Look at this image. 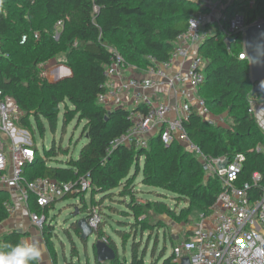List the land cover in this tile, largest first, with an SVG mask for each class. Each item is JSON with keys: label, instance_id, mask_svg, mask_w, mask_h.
<instances>
[{"label": "trees", "instance_id": "obj_1", "mask_svg": "<svg viewBox=\"0 0 264 264\" xmlns=\"http://www.w3.org/2000/svg\"><path fill=\"white\" fill-rule=\"evenodd\" d=\"M200 1L0 0V42L3 52L8 55L0 56V90L16 99L23 113L21 123L28 125L27 120L33 119L44 134L43 120L49 123L50 129L55 133L61 113L63 129H66L68 120L74 119L76 115L81 123L86 122L83 134L87 142L81 148L78 158L58 159L70 152L63 147L57 150L53 145L47 153L48 156L57 158V162L49 164L39 157L40 151L33 147L36 157L27 164L24 174L28 180L50 178L59 182H76L87 179L91 183V203L97 206L94 209L98 210V215L102 218L97 232L99 236L104 235V219L98 205L106 200L113 202L117 189L121 188V197H130L132 200L125 207L128 210L121 212L127 217L131 216L132 221H118L120 229L116 233L124 237L132 232L134 240L135 235L142 236L145 231L152 230L155 226L153 223L160 222V215L174 221H188L189 216L194 214H210L222 190L220 180L213 175L206 178L205 164L179 141L165 147L161 131L148 140L147 149L138 148L134 143L131 147L121 145L109 153L108 149L113 142L132 128L131 111L125 108L107 110L98 101L107 82L105 69L114 54L110 48L117 49L129 66L137 68L147 69L151 64L148 59L150 56L155 57L158 63L168 61L177 36L188 28L190 19L211 11L206 2L205 9L200 10ZM252 1L255 4L251 8ZM232 2L225 5V9L219 7L226 18L224 21L221 17V23L225 27L237 13L245 14L248 25L264 19V0ZM12 4L21 7V11L19 15L11 14L9 17L5 14V9L11 11ZM40 13L53 20L66 22L68 26L61 38L56 39L53 31L39 19ZM76 13L81 19L78 23H73L71 17ZM207 30L211 34L200 48V55L206 62L207 78L198 95L205 100L209 116H212L215 105L219 114L229 113L230 118L227 120L231 119V123L216 126L203 117L198 108L192 106L184 127L191 141L206 158H226L231 161L237 155H244L245 162L238 184H252V199L258 198L261 190L253 186V174L262 175L264 186V153L258 151V148H264V134L249 111L255 88L250 63L248 60H239L242 53L241 37L229 44L219 32L216 21L210 23ZM35 33L39 34L38 41L33 37ZM23 35L29 36L25 45L20 43ZM54 59L66 63L72 76L56 83H50L42 77L40 65ZM51 76L53 79L58 76L64 78L69 76V71L62 68L59 72H52ZM260 98L261 95L255 97ZM140 110L146 112L147 109L142 106L137 109ZM142 158L145 159L143 184L185 197L189 203L182 210L185 215L172 211L165 203V195L160 193L156 195L154 202L135 201L136 191H131L134 187L131 170L136 166L135 172H140L139 163ZM81 194L80 204L86 193ZM3 195L7 196L8 192L0 190V225L10 217L9 209L4 203L7 197L3 201ZM97 196L100 198L97 199ZM71 198H77V195L69 193L59 199V202ZM30 204L39 211L34 197ZM48 209L47 215L50 211ZM90 212L92 216L93 210ZM70 228V231L81 235L77 221L71 223ZM123 228L128 229L124 231ZM48 229L47 227L46 232ZM190 235L191 231H188L187 239ZM27 237L26 232L11 230L1 238L0 249L6 244L25 241ZM46 242L50 248L48 237ZM109 244L117 251L115 243ZM138 245L137 242L132 244L128 264H148L145 261L146 253L140 255ZM174 253L169 257L163 254L162 264H179ZM53 260L55 261L54 257ZM117 261L118 257L115 263Z\"/></svg>", "mask_w": 264, "mask_h": 264}, {"label": "built area", "instance_id": "obj_2", "mask_svg": "<svg viewBox=\"0 0 264 264\" xmlns=\"http://www.w3.org/2000/svg\"><path fill=\"white\" fill-rule=\"evenodd\" d=\"M221 2L222 0H210L206 3L211 7L210 12L195 15L190 19L188 28L177 36L168 61L158 63L155 57L148 58L151 62L145 71L148 77L136 79L125 76L130 66L120 53L113 52L110 64L104 72L107 79L105 91L99 95L98 101L107 110L125 108L131 111L132 128L113 142L108 149L109 153L116 147H131L134 143L138 148L147 149L148 140L161 131L165 147H169L176 140L179 141L201 160L206 168L212 167V175L221 182L222 190L211 213L199 216L190 237L183 243L182 250L175 251L177 262L189 257L191 264H264L262 175L253 174V186L261 190V194L252 199V184H238L245 156L237 155L231 161L226 158H206L200 148L191 141L184 127L192 106L198 108L200 114L210 120L206 102L198 95L207 78L206 62L200 55L201 46L211 34L207 26L216 21L219 32L226 37L229 44L241 37L243 52L239 55V60L249 61L244 49V38L250 25L246 22L245 14L237 13L229 19L225 27V24L221 23V17L224 21L226 19L219 10ZM254 4L253 1L250 2V7ZM222 8L225 9L226 6ZM191 22L195 23V27ZM59 26H63V22L59 21ZM33 37L36 41L39 40L38 33ZM59 37L55 36L56 39ZM28 39V35H23L21 45H25ZM232 40L234 42H231ZM0 56H8L3 52L1 42ZM179 59L189 60L187 75H183L181 71L173 72V67ZM160 87H167L176 94V107L169 101L159 99L157 95H150L149 92ZM142 106L146 107V112L137 111ZM173 110L177 111L176 117L169 119ZM249 111L264 134V98H252ZM22 117L23 113L16 99L0 90V190L18 191L27 205L34 197L39 213L31 214V220L36 228L42 229L48 218L47 208L69 193L76 194L80 201L81 193L90 191L91 183L85 178L76 182H59L50 178L28 180L24 170L27 164L34 161L36 154L30 133L17 126ZM92 214L89 223L97 234L102 218L97 209H93Z\"/></svg>", "mask_w": 264, "mask_h": 264}, {"label": "rangeland", "instance_id": "obj_3", "mask_svg": "<svg viewBox=\"0 0 264 264\" xmlns=\"http://www.w3.org/2000/svg\"><path fill=\"white\" fill-rule=\"evenodd\" d=\"M210 0H201L199 9H205V2L209 3ZM217 2L218 0H213ZM233 0H224V4L221 2V7H225L227 4H231ZM9 7V6H8ZM11 11L8 8L5 9V14L7 16H11V14L19 15L21 11V7L16 4H12ZM39 19L44 22L46 27L50 28L55 36H63L66 28V22H63V26H59V20H53L45 16L44 13L39 14ZM79 14H73L71 17V21L73 23H78L80 21ZM185 19V17H184ZM70 22V21H69ZM71 24V23H70ZM33 28H35L33 26ZM30 30V29H29ZM31 31V30H30ZM38 33H41L40 31ZM60 45L59 43H57ZM111 52L120 53L115 48H110ZM243 52V51H242ZM69 68L66 63H62L61 61L51 60L47 63L41 64L40 69L42 72V77L46 78L50 83H56L57 79H53L51 76L52 72H58L59 69ZM70 69V68H69ZM71 70V69H70ZM72 72V71H71ZM73 74V73H72ZM58 76L57 78H60ZM65 78V77H64ZM63 80V78L61 79ZM71 109L73 107L71 104H68ZM217 107L214 105L212 109V116H210V120L216 126H226L230 125L231 119L228 117L229 113H221L216 112ZM74 111V110H73ZM63 113L60 114L58 125L56 132L53 133L50 129L49 123L46 120H43V127L45 129L44 134L41 133L39 125L33 120L29 119L28 125L18 123V128H23L28 133H30V137L32 138V147L38 149L40 152L39 157L42 160L47 161L49 164H55L57 162V158H53L48 156V151L53 147H56L57 150L68 149L70 153L67 155L59 156L58 159H69L70 157L78 158L81 148L86 144L87 140L83 134V128L85 126V121L80 122L77 115L74 119L68 120V125L66 129H63ZM22 119V118H21ZM25 125V127L23 126ZM185 147V146H184ZM259 152L264 153V148H258ZM145 159L140 160V172H135V167H132L131 176L133 178L134 187L131 191L135 192L136 195L134 197L135 201L138 203H144L145 200L143 198L138 197L142 195V197H147L151 200L156 199V195L158 193L165 195V203L172 210L175 211L178 215H185L182 210L189 206L188 201L183 196H177L173 193H168L162 188L150 187L143 184V167H144ZM213 168L208 167L206 172V178L212 176ZM136 175V176H135ZM138 175V176H137ZM131 188V186H130ZM121 189V188H120ZM120 189L116 190V194L114 196L113 202L124 204L125 207H128L131 203L130 197L125 198L120 196ZM149 191V192H140V190ZM4 191V190H3ZM8 192V195H3L4 198L7 197L4 202L7 208L9 209L10 217L9 219L0 225V243L1 238L4 234L8 233L11 230L16 228H21L23 232L28 233L30 236L29 229L31 230V234L35 233V235L41 237V243L45 248V252L49 253L50 258L52 259L54 264H96L95 256H96V244L97 242H103L108 240V242L115 243L117 245L118 251V261L115 263H106V264H128L130 262L131 254H132V244L139 243V253L142 255L144 252L146 253L145 261L148 264H162L163 254L165 257L170 256L176 250H182L183 243L187 240V232L195 223V221L199 218L200 215H191L189 216V220H168V217L165 215H160L158 219L160 222H154L152 230L145 231V233L141 235H135V240L133 238V233H127L124 237H120L117 235L115 230L120 229L116 223H112L113 228H108L103 236L92 235L88 241H82L80 239V235L74 231H70L71 223L78 221L79 219L85 218V214L88 213L89 203L91 202V191H88L85 195V200L83 203H78V198L65 199L64 201L57 200L55 203V208L52 209L47 215V219L44 224V228L40 229L34 228V224L31 220V214H38L39 211L35 209L33 205H27L22 202L21 196L18 191L9 189L5 190ZM151 193V194H150ZM153 194V195H152ZM155 195V196H154ZM99 197V196H98ZM100 198V197H99ZM98 198V199H99ZM59 202V203H58ZM97 205V204H95ZM99 206V205H98ZM53 207V204L50 208ZM50 208L48 210H50ZM91 211L95 207H91ZM47 211V210H46ZM78 213V215H77ZM91 213V212H89ZM123 221L125 219H119ZM49 228L46 232V228ZM115 229V230H114ZM127 231V229H123ZM135 234V232H134ZM28 236V237H29ZM49 239L51 245L50 248L46 242V239ZM55 258V261L53 260Z\"/></svg>", "mask_w": 264, "mask_h": 264}, {"label": "water", "instance_id": "obj_4", "mask_svg": "<svg viewBox=\"0 0 264 264\" xmlns=\"http://www.w3.org/2000/svg\"><path fill=\"white\" fill-rule=\"evenodd\" d=\"M231 42H234V40ZM244 49L249 58L251 78L255 84L252 97L255 98L257 95H261V98H264V19H260L248 27L244 38ZM69 77H71V75L63 79ZM61 79L62 78H57L56 82L61 81ZM210 122L213 123L212 121ZM89 218L90 217H85L77 221L81 230L80 239L82 241H88L92 235H97L92 225L89 223ZM18 231L22 232L21 229ZM95 244V261L97 263L103 264L116 261L118 251L114 250L108 242L101 241ZM180 264H191L190 258H182Z\"/></svg>", "mask_w": 264, "mask_h": 264}, {"label": "crops", "instance_id": "obj_5", "mask_svg": "<svg viewBox=\"0 0 264 264\" xmlns=\"http://www.w3.org/2000/svg\"><path fill=\"white\" fill-rule=\"evenodd\" d=\"M189 63L190 62H189L188 59H179V61L173 67V72L181 71L183 75H187V71H188V68H189ZM66 69L69 71V75L72 76L71 70L69 68H66ZM145 71H146V69L130 66V68L126 71L125 76H127L129 78L142 79V77H148V75L145 74L146 73ZM186 87H187V85H186ZM149 93H150V95H154V96L157 95V97L159 99H163V100L169 101L174 107H176V105H177L178 99H177L176 94H174V92L169 90L167 87H160V88L155 89V90H153V91H151ZM176 114H177V111L173 110L172 113L169 116V119L175 118ZM140 192L144 193V192H149V191H144V190L141 189ZM146 196L147 197H145V198L142 197V195H139L138 197L143 198L145 200V202H147V201L154 202L157 199L156 198L155 200H151V199L148 198L149 195H146ZM96 198L98 199L99 197L97 196ZM100 203L101 204H99L98 208L101 210L102 216H103V219H104L103 220V225H102V229L104 230V233H107L106 231L108 230V228H113L112 223L113 224L116 223L117 226L120 228L119 222H118V221H120L119 219H125V220H128V221H132V217L131 216L127 217V215L121 214L122 211H124V210L127 211L128 209H126L125 206H123V204H120L119 201H118V203H115V202H111L110 200H106V201L100 202ZM91 207H95L96 208L97 206H93L92 203L90 202L89 203L88 213L85 214V217H90L89 216L90 215L89 212L92 209ZM54 208H55V205H53L52 209H54ZM168 220H170V219L168 218ZM197 221H198V219L195 221V223ZM34 228H35V226H34ZM20 229L21 228H16V230H20ZM35 229H37V228H35ZM123 229H128V228H123ZM192 229H193V226L190 227V229L188 231H191V233H192ZM31 230H34V229H31ZM31 230L29 229L30 236L28 235L29 237H27L25 239V241H27V242L35 241V242L39 243L41 248L44 250V255H43L42 259H41L40 264H54L52 259L50 258L49 253L45 252V248H44V246L41 243V237L38 236V235L36 236L35 233L31 234ZM22 232H23V230H22ZM115 232H116V230H115ZM105 241L108 242V240H106V239H105ZM167 257H169V256H167ZM106 263H113V262H106ZM106 263H103V264H106Z\"/></svg>", "mask_w": 264, "mask_h": 264}, {"label": "clouds", "instance_id": "obj_6", "mask_svg": "<svg viewBox=\"0 0 264 264\" xmlns=\"http://www.w3.org/2000/svg\"><path fill=\"white\" fill-rule=\"evenodd\" d=\"M43 255L44 250L35 241L6 244L0 249V264H40Z\"/></svg>", "mask_w": 264, "mask_h": 264}, {"label": "flooded vegetation", "instance_id": "obj_7", "mask_svg": "<svg viewBox=\"0 0 264 264\" xmlns=\"http://www.w3.org/2000/svg\"><path fill=\"white\" fill-rule=\"evenodd\" d=\"M178 263L180 264V262L178 261Z\"/></svg>", "mask_w": 264, "mask_h": 264}]
</instances>
